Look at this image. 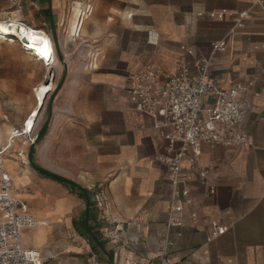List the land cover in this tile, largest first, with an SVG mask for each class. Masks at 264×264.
<instances>
[{"label":"crops","instance_id":"obj_1","mask_svg":"<svg viewBox=\"0 0 264 264\" xmlns=\"http://www.w3.org/2000/svg\"><path fill=\"white\" fill-rule=\"evenodd\" d=\"M45 3L0 0V19L43 29L18 14L32 8L42 18L53 12L51 0ZM130 4L134 12L126 16ZM88 6L92 12L83 17L81 10L70 36L76 40L85 30L88 63L71 57L68 41H60L67 75L49 105L47 131L33 150L28 137L17 138L5 161L14 196L47 222L23 229V247L39 250L44 264H95L92 253L98 264H123L129 254L140 264H158L169 237V264H264V0H98ZM221 11L224 18L209 16ZM244 11L248 16L237 26ZM141 16L145 20L136 23ZM221 41L225 49L217 50ZM197 58L209 60V77L221 87L253 83L242 125L253 145L203 144L197 156L188 149L180 178L193 202L171 215L173 187L164 159L181 144L171 145L155 121L134 108L129 90L150 61L171 73L186 63L195 76ZM9 135L0 136L1 145ZM34 164L72 183L49 178ZM201 169L209 171L205 183ZM100 187L109 196L105 210L97 206ZM110 217L130 224L126 247L105 235ZM170 217L180 218L182 226L169 229ZM214 223L227 231L214 237Z\"/></svg>","mask_w":264,"mask_h":264},{"label":"built area","instance_id":"obj_2","mask_svg":"<svg viewBox=\"0 0 264 264\" xmlns=\"http://www.w3.org/2000/svg\"><path fill=\"white\" fill-rule=\"evenodd\" d=\"M92 10L93 7H87L88 13ZM199 15L202 16L203 13ZM226 15L224 11L209 14L211 18H224ZM247 16L246 11L237 14L235 24L241 26L243 19ZM21 24L29 26L24 22ZM78 30L79 34L80 30ZM215 48L224 50L225 43L221 41L215 45ZM182 49L187 54H193L191 48L182 46ZM91 66L96 67L94 62ZM194 66L198 71L195 76L192 75L186 63L180 65L176 73H171L150 61L143 71L133 77L129 90L134 108L149 115L162 129V135L171 145L177 142L181 144L176 155L164 159L170 168L173 187L171 215L181 213L185 204L193 202L189 188L180 178L182 172L180 161L188 149H193L194 155L197 156L203 144L253 145L242 128L250 110V103L245 95L250 92L253 83H239L224 88L209 77L210 62L208 59L197 58ZM31 129V127L29 129L15 128L9 135L8 142L4 145L0 144V264H44V258L39 250L23 247L21 235L25 228L46 223L36 219L29 212L27 204L14 196L13 178L5 167L11 146L17 138L28 137L31 143L34 141ZM208 173V169H201L199 172L204 183ZM209 191L213 192V189L210 188ZM97 206L103 210L109 206V196L104 187L98 190ZM192 216L196 217V214L193 213ZM107 221L105 235L118 247H126L129 244L127 233L130 224L116 217H110ZM181 226L180 218L170 217L169 229ZM227 229V227L214 223L213 236L217 237L225 233ZM164 242L165 248L160 251L158 264H169L167 256L174 241L166 237ZM92 257L95 264H98L97 255L92 253ZM123 264L140 263L129 254L125 257Z\"/></svg>","mask_w":264,"mask_h":264},{"label":"rangeland","instance_id":"obj_3","mask_svg":"<svg viewBox=\"0 0 264 264\" xmlns=\"http://www.w3.org/2000/svg\"><path fill=\"white\" fill-rule=\"evenodd\" d=\"M97 1L98 0H51L53 12H46L43 17L40 18V14H43L42 11L36 14L38 10L34 11L32 8H28L26 11L20 12L18 18L31 23V25L33 23L35 26L45 29L48 34L51 35L54 48L56 42L60 47V41H68L66 46L71 57L74 56L75 58H79L81 63L87 64L89 60L87 58V52L90 48L86 45L87 43H85V30L83 29L82 35L77 37L76 40V36L70 37L68 35V30L74 9L79 8L81 13L83 9L84 12L82 16L84 17L85 13L88 14L86 5L89 3L95 5ZM39 2H46L45 4L47 5L48 2L50 3V0H39ZM55 3L60 4L58 9L54 8ZM133 8L134 5L132 4L125 5V15L129 16L127 13L128 11L133 13ZM80 12L79 14L81 15ZM28 19L30 21H28ZM144 20V16L136 17L135 22L139 23ZM14 39L16 40V38L10 40L0 39V136H3V138L9 134L8 131L10 129L21 127V124L23 125L25 121L24 118L34 109L36 105L34 94L35 87L40 83H48L54 78L55 86L48 94L46 103L43 107V115L36 127V131L39 132L49 117V105L51 100L57 96L55 91L62 79L66 78L67 75L65 68L68 62H66L65 66V64L59 60L57 53L55 59L57 57L58 63L55 65L53 61L54 64L51 63L50 66L47 62L45 63L39 60L37 56L24 51V49L20 47V41L16 40L15 42ZM64 61L66 60L64 59ZM6 118L8 120L7 122H5ZM36 230H41L37 235V239H42V228L38 227ZM71 237H69V240ZM30 238L32 237L30 236ZM89 242H92L90 237Z\"/></svg>","mask_w":264,"mask_h":264},{"label":"bare ground","instance_id":"obj_4","mask_svg":"<svg viewBox=\"0 0 264 264\" xmlns=\"http://www.w3.org/2000/svg\"><path fill=\"white\" fill-rule=\"evenodd\" d=\"M79 12H80L79 8H75L73 11V15L68 30L69 36H71L73 33L76 32V23H78L77 18L79 16ZM4 29H6L7 31H5ZM12 38H16V40L20 41V43H24L21 44L20 47H22V49H24V51H26L27 53L37 56L39 60H42L45 63L47 61V64L49 65L53 63V61L54 63H57L55 59V49L53 42L51 41L49 34L44 29H35L31 26L21 24L20 21L15 18H11L10 20L0 19V39L10 40ZM54 86H55V80L53 78L48 83H40L34 89L36 105L34 109L30 112L28 117H26L22 125V127L28 129L29 127H31L32 128L31 133L33 132L34 128L37 125V120L39 118L41 109L45 105L47 95L53 90ZM13 130L14 129H10L8 133L11 134ZM35 137L36 136H34V138ZM40 221L42 223L47 224L46 221H42V220ZM46 224H42V225H46ZM36 231L38 232L39 230Z\"/></svg>","mask_w":264,"mask_h":264},{"label":"water","instance_id":"obj_5","mask_svg":"<svg viewBox=\"0 0 264 264\" xmlns=\"http://www.w3.org/2000/svg\"><path fill=\"white\" fill-rule=\"evenodd\" d=\"M55 50H56V53H57V55H58L59 60H60L61 62H63V63L65 64V66H66V62L64 61V58H63V55H62L61 49H60V47H59V45H58L57 42L55 43ZM64 79H65V78H63L62 81L60 82V84L58 85V87H57V89H56V91H55V94L60 90V88H61V86H62V84H63V82H64ZM50 107H51V106H50ZM50 119H51V114L49 115V118L47 119V121H46V123L44 124V126L42 127V129L38 132L35 141L32 142V144H31V149H32V150H33L34 146L40 141V138H41V136H42V134H43L44 129H45L46 127H48V125H49ZM34 166H35V168H36L37 170H39V171H40V170H45V169H43V168H41V167H39V166H37V165H35V164H34ZM46 171H48V170H46ZM50 173L55 174V173H53V172H51V171H50ZM56 175H57V174H56ZM58 176H60V175H58ZM60 177H62V176H60ZM66 179H67V178H66ZM68 180H69V179H68ZM69 181H70V180H69ZM70 182H71V181H70ZM71 183H72V182H71ZM89 208H90V200L87 201V211H86V222H87V223H88V216H89Z\"/></svg>","mask_w":264,"mask_h":264},{"label":"trees","instance_id":"obj_6","mask_svg":"<svg viewBox=\"0 0 264 264\" xmlns=\"http://www.w3.org/2000/svg\"><path fill=\"white\" fill-rule=\"evenodd\" d=\"M47 128H48V127H46V128L44 129L43 134H42L40 140H41L42 137L45 135V133H46V131H47ZM40 172H41L43 175H45V176H47V177H49V178L55 179V180H57V181H59V182H62V183H71L68 179H66V178H64V177H60V176H58V175H56V174H52V173H50V171L40 170Z\"/></svg>","mask_w":264,"mask_h":264},{"label":"snow or ice","instance_id":"obj_7","mask_svg":"<svg viewBox=\"0 0 264 264\" xmlns=\"http://www.w3.org/2000/svg\"><path fill=\"white\" fill-rule=\"evenodd\" d=\"M5 31H7L6 29H4Z\"/></svg>","mask_w":264,"mask_h":264}]
</instances>
